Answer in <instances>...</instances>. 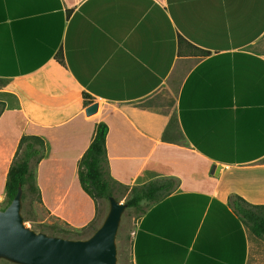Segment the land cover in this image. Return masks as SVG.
<instances>
[{
    "label": "crops",
    "instance_id": "obj_1",
    "mask_svg": "<svg viewBox=\"0 0 264 264\" xmlns=\"http://www.w3.org/2000/svg\"><path fill=\"white\" fill-rule=\"evenodd\" d=\"M0 103V198L35 136L41 208L94 205L78 162L105 124L118 189L178 181L136 221L131 264L247 263L251 234L221 206H264V0H0ZM166 158L180 177L160 173Z\"/></svg>",
    "mask_w": 264,
    "mask_h": 264
},
{
    "label": "trees",
    "instance_id": "obj_2",
    "mask_svg": "<svg viewBox=\"0 0 264 264\" xmlns=\"http://www.w3.org/2000/svg\"><path fill=\"white\" fill-rule=\"evenodd\" d=\"M84 104H88L91 100L84 95ZM3 110V104L0 103V115ZM107 127L105 124H99L96 127L95 137L78 162V181L82 191L92 200H107L113 196L114 190L119 188L105 173V137ZM43 141L35 136H24L19 140L15 156L9 167L4 190H5V206L0 209L4 210L14 198L17 188H27L29 193L38 194V190L34 184V177L30 170V163L41 158L43 152ZM176 187V183L172 178H164L150 181L149 183L133 187L128 192L125 201L126 208L134 209L144 214L142 202L149 205L160 202L172 194ZM231 210L221 206L234 219H238L255 238H264V206H252L247 204L243 199L232 196ZM23 221L27 219L23 217ZM95 222L89 223L81 232L75 233L74 237L68 238L72 233L54 226L49 230L50 236L60 235L62 238L81 240L90 236L96 229ZM240 229V225L238 226ZM241 235L242 232L240 231ZM56 236V237H60Z\"/></svg>",
    "mask_w": 264,
    "mask_h": 264
},
{
    "label": "water",
    "instance_id": "obj_3",
    "mask_svg": "<svg viewBox=\"0 0 264 264\" xmlns=\"http://www.w3.org/2000/svg\"><path fill=\"white\" fill-rule=\"evenodd\" d=\"M22 188L0 211V260L12 264H116L115 239L125 204L113 196L97 229L81 240L35 232L24 226Z\"/></svg>",
    "mask_w": 264,
    "mask_h": 264
},
{
    "label": "rangeland",
    "instance_id": "obj_4",
    "mask_svg": "<svg viewBox=\"0 0 264 264\" xmlns=\"http://www.w3.org/2000/svg\"><path fill=\"white\" fill-rule=\"evenodd\" d=\"M165 153L161 152L160 154ZM166 155V153H165ZM169 156V154H167ZM181 156V155H180ZM168 158V157H167ZM166 158V162H162L159 165V171L165 176H176L180 177L178 170L179 168L183 170L186 167V163L189 161L191 172L197 175V177L207 178L214 174L213 170H210L209 167L204 169V164L197 161L192 157H183V160L176 162L174 167L173 164L168 163L170 159ZM182 159V158H181ZM38 160L32 161L30 163V170L34 171L38 165ZM204 170L206 176H204ZM194 174H189L188 177H194ZM177 186L178 181L174 180ZM3 180L0 179V189H2ZM76 183L81 189V186L78 181V172ZM175 190V189H174ZM82 193H84L82 191ZM128 194L122 190L118 189L114 192L113 197L120 203L124 204L127 199ZM22 217L27 219L24 222V226L35 231L41 232L47 235H51L50 228L57 226L64 231L72 233L68 238L74 237L75 233L81 232L89 223L95 222L97 226L101 224L104 217L108 212V201L107 200H93L94 205L84 204L82 208L84 211L80 213L75 212H57L51 213L46 212L41 208V197L39 193L33 195L29 193L27 188H22ZM72 198V197H70ZM76 199V198H75ZM74 199V200H75ZM78 200V199H77ZM75 200V201H77ZM79 202V201H77ZM5 198H0V209L5 206ZM142 208L145 210L150 205L147 202H142ZM140 213L136 212L134 209L126 208L121 216L120 224L116 234L115 245H116V264H131L130 262V246L131 239L130 235L133 231V228L136 224V221L139 219ZM60 236V235H56ZM61 237V236H60ZM249 237V255L246 264H264V238H255L248 234ZM75 238V237H74ZM0 264H12L4 260H0Z\"/></svg>",
    "mask_w": 264,
    "mask_h": 264
}]
</instances>
